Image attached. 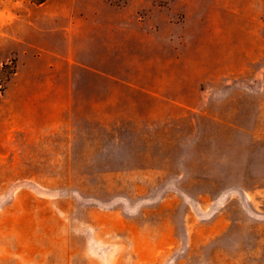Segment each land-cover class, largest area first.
I'll return each instance as SVG.
<instances>
[{
    "label": "rangeland",
    "instance_id": "obj_1",
    "mask_svg": "<svg viewBox=\"0 0 264 264\" xmlns=\"http://www.w3.org/2000/svg\"><path fill=\"white\" fill-rule=\"evenodd\" d=\"M0 264H264V0H0Z\"/></svg>",
    "mask_w": 264,
    "mask_h": 264
}]
</instances>
